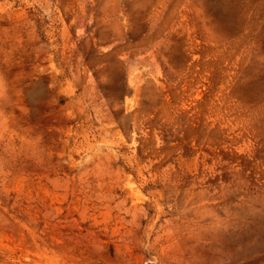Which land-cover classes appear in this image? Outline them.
<instances>
[{
  "label": "rangeland",
  "instance_id": "1",
  "mask_svg": "<svg viewBox=\"0 0 264 264\" xmlns=\"http://www.w3.org/2000/svg\"><path fill=\"white\" fill-rule=\"evenodd\" d=\"M0 264H264V0H0Z\"/></svg>",
  "mask_w": 264,
  "mask_h": 264
}]
</instances>
